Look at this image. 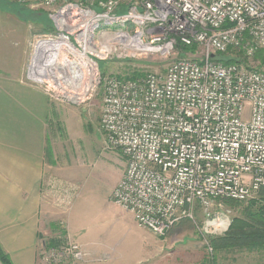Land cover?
I'll use <instances>...</instances> for the list:
<instances>
[{"label": "built area", "instance_id": "obj_1", "mask_svg": "<svg viewBox=\"0 0 264 264\" xmlns=\"http://www.w3.org/2000/svg\"><path fill=\"white\" fill-rule=\"evenodd\" d=\"M37 3L55 24L32 44L27 76L38 84L66 80L56 72L41 78L47 52L175 56L164 72L112 74L103 83L100 128L127 159L112 196L139 226L164 236L188 206L243 202L264 187V66L253 60L264 50V0ZM179 44L199 51L182 55ZM40 256L43 264H67L85 252L75 241L52 249L42 241Z\"/></svg>", "mask_w": 264, "mask_h": 264}, {"label": "rangeland", "instance_id": "obj_2", "mask_svg": "<svg viewBox=\"0 0 264 264\" xmlns=\"http://www.w3.org/2000/svg\"><path fill=\"white\" fill-rule=\"evenodd\" d=\"M18 1L24 5L21 14L15 12V9L20 10V7L3 6L4 0H0V8L21 16L29 23L28 25L32 26L31 52L27 66L29 68L34 57L32 52L34 39L38 35L50 34L55 24L50 19L49 9L41 6L37 0ZM179 50L183 53L181 49ZM197 50L199 51L196 48L195 51L189 52ZM189 52L186 51L185 54H190ZM56 53L61 62L55 70L56 75L63 74L68 79H70L71 62L62 60L65 57L75 61L85 57L83 59L85 63L91 62L94 64V69L96 66L94 84L92 86L90 82L92 88L90 87L87 92L84 88L88 84V79L84 77L82 79H85L86 83L83 92L81 85L77 86L80 92H75V88L72 87L63 90L64 83L59 87L44 82L40 84L53 100V113L58 115L53 122L51 133L57 147V159L62 163L67 157L69 164H74L73 180L80 185V196L72 215L77 224H80L81 230L87 234L95 237L106 235L118 237L120 243L133 236V223L135 226L139 225L133 215L121 207L112 196L115 186L127 168V159L120 150L108 147L106 135L100 128L103 83L105 78L112 74L131 77L135 74L164 72L175 56H165L160 52L129 50L79 52L80 54ZM50 54L53 53L47 52L43 62L41 64L38 62L39 66L45 65L49 68L46 61L52 58ZM253 60L254 64H258V60ZM246 61L249 62L248 59ZM90 67L93 69V66ZM28 72L27 69V74ZM45 76L43 74L41 78L45 80ZM47 86L51 88V93ZM75 93H78V98L82 97V99H75L73 97ZM262 195H264V187L253 198L259 199ZM253 198L243 202L217 199L205 204L196 203L183 210L178 222L166 235H156L146 228L147 231L144 233H136L138 239L144 243V250L146 246L148 249L149 258L142 264H264V253L261 251L217 249L212 242L227 233L233 217L242 216ZM65 239L67 242L70 241L68 236H65Z\"/></svg>", "mask_w": 264, "mask_h": 264}, {"label": "crops", "instance_id": "obj_3", "mask_svg": "<svg viewBox=\"0 0 264 264\" xmlns=\"http://www.w3.org/2000/svg\"><path fill=\"white\" fill-rule=\"evenodd\" d=\"M28 24L0 8V244L13 264H43L41 242L65 231L85 252L67 264H142L148 249L136 233L145 228L133 223V236L118 243V237L87 234L72 215L80 185L74 164L57 159L53 100L27 76Z\"/></svg>", "mask_w": 264, "mask_h": 264}, {"label": "trees", "instance_id": "obj_4", "mask_svg": "<svg viewBox=\"0 0 264 264\" xmlns=\"http://www.w3.org/2000/svg\"><path fill=\"white\" fill-rule=\"evenodd\" d=\"M7 6L9 8L16 7L20 10L15 9L16 13H23V4L18 0H4L3 6ZM30 13L32 11L28 10ZM179 49L183 52L184 55L189 51H195L197 46H184L179 44ZM243 58V55L241 54ZM239 58L240 62L246 61ZM256 60L261 61V66H264V50H259L255 57ZM221 61L225 63L236 62L237 59L232 56L221 55ZM144 75V74H143ZM142 74H135L131 77H127L129 79H137ZM125 77V76H124ZM65 231H61V236L52 237L47 239L46 246L47 248H59L67 243L65 239L66 236ZM214 247L217 249H244L249 251H257L264 253V195L261 198H253L251 200L250 206L246 209L242 216L233 217L230 228L227 233L221 237L215 238L213 241ZM0 264H13L9 255L4 251L0 244Z\"/></svg>", "mask_w": 264, "mask_h": 264}, {"label": "bare ground", "instance_id": "obj_5", "mask_svg": "<svg viewBox=\"0 0 264 264\" xmlns=\"http://www.w3.org/2000/svg\"><path fill=\"white\" fill-rule=\"evenodd\" d=\"M54 54H52V58H50L49 60H48V69L45 71V77H47V75L48 74H50V75H52V73L53 72H56L55 70H57V66H58V64L59 63H61L58 59V54L56 53V52H53ZM76 54H80L79 52H75ZM39 55L41 54V55H43L41 52H39L38 53ZM83 54V53H82ZM81 54V55H82ZM80 55V56H81ZM83 56V55H82ZM64 58V57H63ZM85 58V57H84ZM83 57H80V60H78V61H75V59L74 60H71L70 58H68V57H65L64 59H62V60H65L66 62H71L70 63V79H68L67 78V76H66V80H65V86L63 85H59V86H62V89L63 90H65L66 88H70V87H72V88H75L74 90H76V92H80V90L77 88V86H80L81 85V87H82V89H81V92H83V87H84V84L86 83V81H85V79H82L83 77L84 78H87L88 79V84L85 86V88H84V91L85 92H87L89 89H91L92 88V86H93V82H94V77H95V75H96V66H95V69H94V64H92L91 62H87V63H85L84 61H83V59H84ZM38 61V60H37ZM86 64V65H85ZM62 65H64V64H62ZM68 65H69V63H68ZM86 66H88L87 68H84V67H86ZM90 66H93V69L90 67ZM91 69H90V68ZM43 75V74H42ZM63 75V74H62ZM53 76V75H52ZM64 76V75H63ZM54 77V76H53ZM65 77V76H64ZM81 79H82V81H81ZM79 80V81H78ZM71 83H70V82ZM90 82H92V86H90L91 85V83ZM52 84H53V82H52ZM54 85V84H53ZM91 87V88H90ZM76 95H73V97L75 98V99H82V97H80V98H78V93H75Z\"/></svg>", "mask_w": 264, "mask_h": 264}]
</instances>
